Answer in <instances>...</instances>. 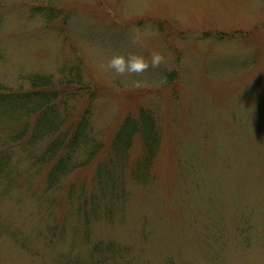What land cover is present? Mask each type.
Segmentation results:
<instances>
[{"label":"rangeland","instance_id":"obj_1","mask_svg":"<svg viewBox=\"0 0 264 264\" xmlns=\"http://www.w3.org/2000/svg\"><path fill=\"white\" fill-rule=\"evenodd\" d=\"M130 52L164 60L140 74L106 67ZM65 82L47 107L22 94ZM0 88V264H92L100 243L124 250L119 264H264V0H0ZM82 106L71 135L66 111ZM123 120L108 148L127 167L91 185L104 152L80 176L92 194L127 197L93 205L86 233L80 185L58 193ZM56 134L72 142L52 192L41 176ZM145 136L152 159L130 170Z\"/></svg>","mask_w":264,"mask_h":264},{"label":"trees","instance_id":"obj_2","mask_svg":"<svg viewBox=\"0 0 264 264\" xmlns=\"http://www.w3.org/2000/svg\"><path fill=\"white\" fill-rule=\"evenodd\" d=\"M71 87H73V85L71 83L65 82V83H61V84L57 85L55 88L49 89L48 85H46V83H45L44 85H42V87L37 85V86L33 87L31 90L28 89L27 92H24L22 94L25 96V94L27 93V96L29 99H34V98L38 99L39 97L42 96V98L45 99V103L47 102L46 98H50L52 96L53 98L50 100V103H54L55 101L61 100L62 94L67 93L68 92L67 89H70ZM77 87L78 88L73 91L75 95H78L80 93H87V90H85L84 88L80 89L79 85H77ZM87 94L92 95L94 93H92V91H90ZM8 95H10V92H6L4 89L0 88V96L4 97V96H8ZM53 95H56V96H53ZM43 102H44V100H43ZM86 102H87V98L84 100V104H86ZM47 106L48 105L46 103L44 107H47ZM45 109L46 108H44V110H43V113H44L43 116H46L45 115V112H46ZM86 109H87V106L86 107L82 106V108L78 111V113H76L75 116H74V114L72 115V112H73L72 109H68V111H66L67 114L65 115V117L67 119H69V120H67V122L70 123V125H73L71 135H74L77 132L78 125L80 124V122L84 116V113L86 112ZM56 112H57V115L63 116L62 112H60L59 110H57ZM73 113H75V112H73ZM137 115L134 117L136 119L133 120L134 121L133 127H134L135 131H138V130H136L137 128H139V129L141 128V126L139 125V115L138 116ZM38 116L39 115L34 116V118H33L34 122L38 119ZM125 122L126 121L123 120L120 124L115 126V128L113 130L114 135H113L111 141L106 142V143L110 142L108 145H106V143H105L103 145H100L96 150L93 151L94 153H92L93 154L92 157L90 159H88L85 163V164H87L86 167H84V165H85L84 164L83 168L70 169V170H73V171H70V172H73V174L66 181V183L63 185L64 186L63 189H60V191L58 193V195L60 197L58 199L63 201V199L68 198V195H69L70 191L73 189V187L75 186V184L80 185L79 186L80 189L78 191V198H79L78 201H80L79 205H80V208H82V210L84 211L85 217L86 218L88 217L87 218L88 224H87L86 233H90V228H89L90 220H89V218L90 217L93 218L95 215V214H93L94 212H92L93 207H94L93 205L98 206L101 201H123L127 197L126 189L123 187H119V186H111L110 187V189H116L117 188L118 192L112 194L110 196L109 200L105 199L106 196H104L100 192H95L94 194H92L89 191L90 187L86 186L88 183V180L86 181V179H88V178L87 177H84V178L81 177L82 176L81 173L83 171H86L87 169H89L98 160L100 161L101 155L104 152H105L104 153V162L102 164H99L97 168L92 169L93 172H92V176H91V182H92L91 185H95V184L97 186L101 185V182H102L101 177H103L105 175V170L107 169V170H109V172H111L113 167L117 163L120 164V167H122V166L127 167L128 156L127 155H117L116 156L117 159L113 160V158H112L113 148L111 150L109 149L111 146H113L112 144H114L116 142V139H117L116 136L118 135V133L119 134L121 133L120 130L122 128L126 127ZM60 123L63 124L62 125L63 127L66 126V125H64V124H66L65 121L64 122L60 121ZM29 129L34 131V126L32 125ZM29 129H28V134L30 132H32V131H29ZM56 132L61 133L62 130L61 131L57 130ZM135 133H137L139 135L141 132H135ZM59 135L60 134H56L57 138ZM136 137H138V136L136 135ZM60 139L58 138L56 143H52V144L49 143L50 144L49 149H51L50 157L52 156V158H49V162L51 165L46 171L42 172L43 175L41 176L45 180V182L48 183V185H49L48 190H52V188H54V186L52 185V182L56 181V179H57V175H58L57 169L58 168L61 167V169L64 170L65 175L69 173L67 171L70 168L69 167L70 164H68L69 161H68V159H65V157H67L69 155V154H67V150H68L69 144L72 142V140H71L72 137L70 139L71 141H67L66 145H64V146H63V143ZM145 141L147 144L150 141L152 143L150 145H147V147L145 148V150L143 152L141 159L136 157L132 161V166H130V170H134L135 166L138 165L140 162L145 164V163H149L151 161V159H152L151 156L155 150V146L157 145V142L154 143V140H148L146 136H145ZM59 144H61L63 147V148L60 147V148H62L61 150L58 149ZM122 151H124V150H122ZM126 152L128 153V151H126ZM64 153H65V155H64ZM115 153H117V152H115ZM106 154H108L109 156H107ZM111 164L113 165V167H111L112 166ZM66 166H67V168H66ZM52 192H55V188ZM103 193H105V190L103 191ZM91 212L93 215L91 214L88 216V214H90ZM84 214H82V218L84 217ZM120 248L121 247L114 246L113 244H110V243H107L104 245L102 243H100L98 245H94L92 251H93V254L97 255V258L95 259L94 256L92 255L91 263L92 264H119V259L121 258L120 254H122V252L124 251ZM86 264H90V261L87 260Z\"/></svg>","mask_w":264,"mask_h":264},{"label":"clouds","instance_id":"obj_3","mask_svg":"<svg viewBox=\"0 0 264 264\" xmlns=\"http://www.w3.org/2000/svg\"><path fill=\"white\" fill-rule=\"evenodd\" d=\"M163 60L164 57L159 52H152L150 60L142 55L130 52L126 56L123 54L113 56L108 61L106 67L114 70L118 75H124L125 73L140 74L145 72L149 67H158Z\"/></svg>","mask_w":264,"mask_h":264}]
</instances>
